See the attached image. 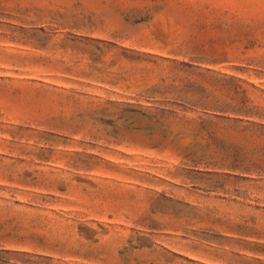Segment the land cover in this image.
Masks as SVG:
<instances>
[{
    "label": "rangeland",
    "instance_id": "rangeland-1",
    "mask_svg": "<svg viewBox=\"0 0 264 264\" xmlns=\"http://www.w3.org/2000/svg\"><path fill=\"white\" fill-rule=\"evenodd\" d=\"M0 264H264V0H0Z\"/></svg>",
    "mask_w": 264,
    "mask_h": 264
}]
</instances>
